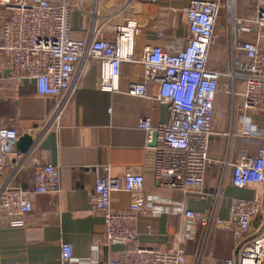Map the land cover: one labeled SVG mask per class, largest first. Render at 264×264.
Segmentation results:
<instances>
[{
	"label": "crops",
	"instance_id": "1",
	"mask_svg": "<svg viewBox=\"0 0 264 264\" xmlns=\"http://www.w3.org/2000/svg\"><path fill=\"white\" fill-rule=\"evenodd\" d=\"M252 1L239 0L240 11L246 17L254 13L248 7ZM188 4L189 0H71L74 39L87 40L93 29L100 27L112 40L114 24L123 26L127 20H136L133 36L136 62L121 64L119 86L113 91L98 87L99 62L92 59L78 64L81 69L78 86L54 125L48 122L55 110V98L39 95L32 80L12 79L7 57L0 52V128L15 125L19 132L17 143L24 134L31 135L33 140L27 153L19 151L20 156L10 158L5 171L0 173V185L14 172L15 162H20L23 168L14 180L29 190H33V173L38 165H58L61 175L58 192L30 193L32 211L25 226H11L8 218L0 213V264L4 261L62 264L61 243L64 241L72 244L75 257L94 255L99 264H106L127 249L142 245L162 250L182 247L186 251L184 264H225L227 259L237 257L240 245L230 216L233 197L258 198L262 211L253 221L251 234L257 236L264 232V182L237 187L232 181L234 164L264 147V113L250 112L258 125L257 132H234L240 99L226 92L233 87L231 78L221 81L215 100V133L210 139L205 198L196 194V188L183 192L161 187L156 182L155 146L148 142L139 121L149 117L155 125L165 123L169 106L157 98L156 83L148 85L145 96L130 94L128 88L131 82L143 80L144 67L140 61L146 46L161 45L170 50L183 46L188 31L184 8ZM223 23H226L224 18L219 25ZM158 32L163 36L158 37ZM216 33L209 65L231 71L230 34L221 31L219 26ZM255 35L256 31L246 37ZM236 87H239L238 82ZM106 167L112 176L139 172L144 176L147 194L183 200L188 208L213 214L222 223L202 226L174 211L145 214L138 217L135 242H108L104 217L92 203L96 178L105 174ZM130 201L131 195L127 192L112 195V206L118 212H127Z\"/></svg>",
	"mask_w": 264,
	"mask_h": 264
},
{
	"label": "built area",
	"instance_id": "2",
	"mask_svg": "<svg viewBox=\"0 0 264 264\" xmlns=\"http://www.w3.org/2000/svg\"><path fill=\"white\" fill-rule=\"evenodd\" d=\"M239 0H189L184 8L188 31L184 44L177 50L161 45H148L143 50L141 63L144 76L141 81L129 84L130 94L145 96L149 84L158 85L157 98L169 106L167 122L155 125L149 117L139 121V127L152 142L157 132L154 173L161 187L187 192L196 188V194L205 198V172L210 162V139L215 133V100L220 83L225 78L233 80L232 89H226L237 105L238 122L233 127L236 134L255 133L258 125L250 112L264 113V0L248 4L254 13L248 17L240 11ZM225 6L227 14H221ZM71 0H0V52L7 57L12 79L35 82L39 95L56 100L54 113L48 124L54 125L75 92L81 69L78 64L96 60L100 64L101 90L113 91L119 86L123 62H136L133 53V36L136 20L125 25H113L114 39L106 36L104 29L94 28L87 40L71 36ZM226 19L230 29L229 48L232 55L231 71L218 70L209 65V54L217 37L220 19ZM174 24H177L175 19ZM256 31L255 37L249 36ZM163 33L158 32V37ZM238 82V88L236 87ZM19 138L15 125L0 128V173L10 158L20 156ZM0 185V213L11 226H25L32 211L30 193H56L60 190V167L52 163L38 165L33 173V190L15 182L22 170L15 162ZM95 181L92 203L104 217V233L108 242L132 244L138 237V217L159 215L174 211L202 226L221 224L213 214L193 210L183 200H173L147 194L144 176L128 171L122 176H112L109 167ZM233 184L245 187L264 182V147L253 155L243 156L233 166ZM115 192H127L131 201L127 212H118L112 206ZM262 211L255 198L233 197L230 216L240 237L238 255L225 264H264V232L251 234L253 221ZM62 264H99L97 257H75L70 242L61 243ZM186 251L182 247L170 250L148 245L127 249L106 264H184ZM1 264H21L4 261Z\"/></svg>",
	"mask_w": 264,
	"mask_h": 264
},
{
	"label": "water",
	"instance_id": "3",
	"mask_svg": "<svg viewBox=\"0 0 264 264\" xmlns=\"http://www.w3.org/2000/svg\"><path fill=\"white\" fill-rule=\"evenodd\" d=\"M152 145H156L157 143V132H153V138H152ZM33 144V140L31 135L29 134H24L19 142L17 143V149L18 151L22 152V153H27L30 148L32 147Z\"/></svg>",
	"mask_w": 264,
	"mask_h": 264
},
{
	"label": "rangeland",
	"instance_id": "4",
	"mask_svg": "<svg viewBox=\"0 0 264 264\" xmlns=\"http://www.w3.org/2000/svg\"><path fill=\"white\" fill-rule=\"evenodd\" d=\"M224 2H225V0H223V4H224ZM221 14H224V15H226L227 14V10H226V7L225 6H223L222 8H221ZM224 25H218L219 26V28H221V31L222 30H226L227 32H230V29H229V25H228V23L226 22V23H223ZM230 34V33H229ZM219 52V51H218ZM217 57H220V54L218 53L217 54ZM224 80H226V78L224 79Z\"/></svg>",
	"mask_w": 264,
	"mask_h": 264
}]
</instances>
